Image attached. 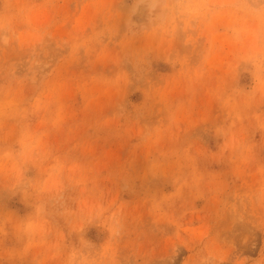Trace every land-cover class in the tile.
I'll use <instances>...</instances> for the list:
<instances>
[{"label": "rangeland", "instance_id": "374dc122", "mask_svg": "<svg viewBox=\"0 0 264 264\" xmlns=\"http://www.w3.org/2000/svg\"><path fill=\"white\" fill-rule=\"evenodd\" d=\"M139 1L0 0V264H264V0Z\"/></svg>", "mask_w": 264, "mask_h": 264}, {"label": "bare ground", "instance_id": "6f19581e", "mask_svg": "<svg viewBox=\"0 0 264 264\" xmlns=\"http://www.w3.org/2000/svg\"><path fill=\"white\" fill-rule=\"evenodd\" d=\"M158 1H160V0H157V1H156V0H140V1H139L140 3L138 2V4H140L139 6H140V7L142 6V8H140L139 11H138V12H139V16H141V15L144 13L145 9H146V8H143V6H144V7L149 6L150 8H151V6H152V7H153L152 9L154 10V12H153V13L151 12V15L154 14L156 17L159 18V17L163 14L164 11H163V12L161 11L162 8H160V7L162 6V4H161L160 2L158 3ZM138 4H137V5H138ZM160 5H161V6H160ZM135 10H137V9L135 8ZM153 10H152V11H153ZM133 12H134V11H133ZM138 12H137V13H138ZM155 13H156V14H155ZM154 15H153V16H154ZM137 16H138V15H137ZM155 16H154V17H155ZM156 19H157V18H156ZM154 20H155V19H154ZM153 22H154V21H153ZM157 22H158V21H157ZM155 24H156V23H155Z\"/></svg>", "mask_w": 264, "mask_h": 264}]
</instances>
